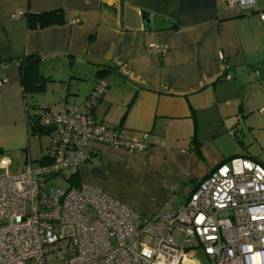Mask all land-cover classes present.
Segmentation results:
<instances>
[{"label": "crops", "instance_id": "crops-1", "mask_svg": "<svg viewBox=\"0 0 264 264\" xmlns=\"http://www.w3.org/2000/svg\"><path fill=\"white\" fill-rule=\"evenodd\" d=\"M56 9L62 10L63 24L28 27L27 14ZM19 10L23 15L12 17ZM158 42L165 52L150 46ZM32 52L51 56L39 57V70L42 61L59 60L48 73L40 72L60 83L84 80L87 68L96 72L95 64L117 67L96 76L78 103L99 79L105 82L94 119L146 144L143 150H128L93 143L76 185L97 186L149 215L178 209L220 163L234 156L255 159L242 149L224 156L223 138L232 137L233 128L242 136L228 101L239 99V87L259 80V108L264 107V0L240 13L224 0H0V78L6 79L0 84V131L7 137L16 132L20 140L18 146L0 148L8 152L0 158L9 160L10 172L14 158L23 166L12 173L39 163L33 165L30 157L26 121L33 112L18 69L20 58ZM242 108L240 103L238 111ZM212 147L221 151L220 159H214Z\"/></svg>", "mask_w": 264, "mask_h": 264}, {"label": "built area", "instance_id": "built-area-1", "mask_svg": "<svg viewBox=\"0 0 264 264\" xmlns=\"http://www.w3.org/2000/svg\"><path fill=\"white\" fill-rule=\"evenodd\" d=\"M224 1L237 13L255 4ZM150 46L166 50L160 42ZM105 90L100 81L83 102L44 111L51 127L45 162L12 173L0 158V264H200L197 250L213 264H264V165L251 157L220 163L178 209L149 215L97 186L74 184L93 143L146 148L94 119ZM258 112L264 115V107ZM56 177L68 187L47 193L46 182Z\"/></svg>", "mask_w": 264, "mask_h": 264}, {"label": "rangeland", "instance_id": "rangeland-1", "mask_svg": "<svg viewBox=\"0 0 264 264\" xmlns=\"http://www.w3.org/2000/svg\"><path fill=\"white\" fill-rule=\"evenodd\" d=\"M58 62L59 60L55 59L42 61L40 63V71L48 73V71H50V66L52 64H58ZM96 78L97 77L95 74V70L87 68L84 80L81 81L72 79L70 84L67 81L62 83L56 80L47 81L45 83L44 91L26 94L27 102L30 105H35V108H31V112L41 113V107H43L45 104H47L48 106H46L49 107L52 111H58V109L60 108L59 106L61 105L65 97L69 99V104L78 103L84 98L85 94L88 92L91 84ZM257 81L258 83L253 85L252 87H246L244 89L239 87L237 89L239 99L236 98L235 100H228L231 103V113L233 120L237 123V127L239 128V130H242L241 137L244 141L245 148H240L238 143L232 137H230L231 139L224 137L223 144L225 151L223 154H225L224 156H227L234 150L242 149L243 153L248 151V153L252 157L264 164V115L258 112V108L261 106L259 103L262 96V92L260 89L262 84L259 82V80ZM240 103L243 106L242 111H238ZM232 107H234V110H232ZM30 136V157L32 161H34L33 165H35L36 160H38L41 155L47 150L50 143V135L46 133L40 136L30 134ZM18 142H20V140L17 139L16 132H14L13 136L7 137L4 131H0V148H3L4 151L9 149L10 146H18ZM24 145V148H26V141ZM206 147H211V145H208L207 143ZM211 149L213 151V147ZM209 151L211 152L210 149ZM214 152V159H220V157L223 156V154H221V151H213V154ZM16 153L17 151L14 153V155H16ZM1 155H8V152H0V156ZM14 161L15 164H13L11 171L15 172L21 170L23 167L22 164H20L19 161H16L15 158ZM67 187L68 183L63 178L56 177L46 182L45 191L51 194L56 190L66 189ZM175 238L176 240L178 239L177 234L175 235ZM195 258L200 264H213L207 260L204 253L200 250H197L195 252Z\"/></svg>", "mask_w": 264, "mask_h": 264}, {"label": "trees", "instance_id": "trees-1", "mask_svg": "<svg viewBox=\"0 0 264 264\" xmlns=\"http://www.w3.org/2000/svg\"><path fill=\"white\" fill-rule=\"evenodd\" d=\"M26 19H27V25L31 29L44 28V27H48L51 25H59V24L64 23L63 13H62L61 9L50 10V11H45V12H41V13H29L26 15ZM39 57H40V55L37 52H32V53L26 54L24 57L20 58V60L18 61L19 78H20V82L22 84V88H23L25 97H26V94H28V93H37V92L44 91L45 83L50 80V78L48 76L43 75L39 70V66H38ZM95 65L97 67L95 74L99 78L104 77L109 72L117 69V67L111 66L109 64H95ZM100 81L101 80L99 79L97 81V83ZM106 88H107V84H106ZM87 96H86V98H87ZM101 96H100V98H101ZM27 106H28V109H30V110L32 107L35 108L34 107L35 105L28 104ZM41 110H42L41 113H34L33 112V114L27 115L26 123H27V129H28L29 134L40 136L42 134L47 133L50 135L51 127L47 126L43 123L42 115H43L44 111L51 110V109L49 107H47L46 105H44L43 107H41ZM232 130L234 131V135H232L234 140L241 147L245 148L244 143H243L240 135L238 134V131L234 128ZM192 144H193L194 150L199 151V147H198L199 143H198V141H196V139L193 138ZM46 155L42 156L37 161L39 163L45 162ZM244 156H247V155H244ZM256 161H258V160H256ZM258 162H260V161H258ZM262 165H264V164H262ZM75 180H76V176L72 177V181L75 182Z\"/></svg>", "mask_w": 264, "mask_h": 264}, {"label": "water", "instance_id": "water-1", "mask_svg": "<svg viewBox=\"0 0 264 264\" xmlns=\"http://www.w3.org/2000/svg\"><path fill=\"white\" fill-rule=\"evenodd\" d=\"M148 14H143L144 17H147ZM51 56H41L40 59H47V58H50ZM52 57H63V56H52Z\"/></svg>", "mask_w": 264, "mask_h": 264}]
</instances>
